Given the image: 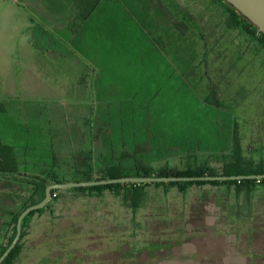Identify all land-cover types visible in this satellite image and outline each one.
Returning a JSON list of instances; mask_svg holds the SVG:
<instances>
[{"label":"rangeland","instance_id":"rangeland-1","mask_svg":"<svg viewBox=\"0 0 264 264\" xmlns=\"http://www.w3.org/2000/svg\"><path fill=\"white\" fill-rule=\"evenodd\" d=\"M212 7L211 14L200 13L217 21L220 11ZM25 14L16 0H0V137L28 145L35 156L25 157L34 163H49L46 154L57 151L66 176L72 154L86 147L97 167H127L137 155L155 168L181 169L195 161L220 168L221 153L233 150L234 126L242 154L264 160L263 49L228 73L195 76L188 73L189 56L175 61L149 43L147 53L136 44L128 51L127 34L123 42L117 35L112 52L104 36L98 47L79 41L81 17L58 28L35 21L31 30L41 25L51 35L29 42ZM236 33L240 30L229 32L228 39ZM156 36L147 35L150 42ZM182 44L188 51L195 47L192 39ZM233 57L229 61H236ZM227 62L223 58L219 67ZM198 98L213 104L199 105ZM30 163L21 167L30 172ZM208 190L198 201L194 191L150 187L136 213L108 191L59 199L29 217L22 251L12 264H264V185L247 202L255 223L228 211L231 196L218 203L222 198ZM189 201L197 216L192 225L180 220L179 210ZM176 211L177 219L171 218Z\"/></svg>","mask_w":264,"mask_h":264},{"label":"trees","instance_id":"trees-1","mask_svg":"<svg viewBox=\"0 0 264 264\" xmlns=\"http://www.w3.org/2000/svg\"><path fill=\"white\" fill-rule=\"evenodd\" d=\"M74 4L78 0H72ZM81 1V0H80ZM226 14V25L231 28H238L257 40L264 49V32L260 31L253 23H251L239 11L233 8L225 0H217ZM216 1V2H217ZM84 3L83 1H81ZM93 0H90V7L84 13H81L82 8L74 7L76 13L75 19L79 14H87L92 6ZM217 2V3H218ZM86 7V3H84ZM85 18V17H84ZM39 26V27H38ZM38 30H31L29 42L46 41L50 33L41 25H36ZM52 39V38H51ZM34 48L37 46H33ZM235 123V122H234ZM96 135V134H95ZM94 135V136H95ZM232 148L230 152H222V163L220 168H215L208 163L188 162L184 168H176L169 165H161L157 168L153 167L150 161L135 155L130 166H122L118 163H109L106 166L97 167L95 163L94 153L91 148H80L72 154L71 170L64 176L59 169L57 151H51L46 154L47 161L42 164L34 163L30 160V164L34 165V169L30 172L27 167H21L22 164H29L28 155L35 156V153H28V145L20 144L13 145L5 142L0 137V226H4L3 242L0 243V254L8 246L15 235L16 220L19 213L27 206L40 201L45 194V187L49 183L65 182V181H86L94 179H108L121 176H151V175H176V176H200V175H233V174H262L264 173V160L254 159L242 154L240 138L237 134V127L232 130ZM32 151V149H31ZM51 153V154H50ZM187 157L190 153H184ZM38 165V166H37ZM264 185V178H242L228 180H178V181H154V182H115L109 184H95L87 186H74L64 188H54L51 191V196L45 205L27 213L22 220V229L18 242L8 253L5 259L0 264H12L14 259L18 257L22 251V237L25 234V228L28 226V219L35 212H41L47 208L50 209L51 204H55L60 200H69L73 196H92L101 195L105 191L119 196L126 207L131 209L132 213L143 206L147 195V189L150 187L160 188L164 193L171 188H175L176 192L186 194L188 191H194L197 200L203 201L206 196V189L211 192L218 203H224L232 197L233 204L228 203V211L238 214L243 220L250 219L253 223V217L250 216V210L247 208V202L250 197L259 190L260 186ZM221 192V194H219ZM70 196H67V195ZM222 195V196H221ZM200 196V197H199ZM243 197V199H241ZM241 199V200H240ZM242 200L244 202L242 203ZM64 201V200H63ZM191 202V203H190ZM192 201L183 206L179 212L183 214L180 219L181 223L192 225V219L197 218L192 211ZM235 205H238V209ZM225 204L221 205L220 209L225 208ZM246 209V210H245ZM176 211L173 219H177ZM50 213H53L50 211ZM201 213V211H198ZM197 214V213H196ZM251 222V223H252ZM195 225V224H194ZM1 230V231H2ZM0 231V232H1Z\"/></svg>","mask_w":264,"mask_h":264},{"label":"crops","instance_id":"crops-1","mask_svg":"<svg viewBox=\"0 0 264 264\" xmlns=\"http://www.w3.org/2000/svg\"><path fill=\"white\" fill-rule=\"evenodd\" d=\"M16 1L26 11L24 23L29 30H31L35 21H40L46 28L48 26H52L53 28L67 26L68 20L76 15L74 5L77 9L82 8L79 10L81 13H84L90 7V0H81L86 3V7H83L85 5L80 0L76 4L72 0ZM179 1L93 0L87 14L78 13L77 15L83 19L79 31H83L84 34L79 33V41L88 42L91 40L98 47L100 44L97 45V42L101 43L103 41L102 36H104L105 39L107 38V46L109 43L108 48L112 52L116 49L117 35H120L123 42L125 34H127L129 37H127L128 41L125 42H128V46L125 49H128V51L132 45L135 46L136 44L143 45L141 51L145 50L144 52L147 53L149 43L156 51L167 50L170 57L175 59V61L176 57L189 56L186 58L187 65L190 66L187 67L188 73L195 76H199L200 74L198 73H201V76H205L210 72L217 74L222 71L225 74L230 71V66L234 70L235 65L239 61L247 63L251 60V56L261 54L263 48L257 40L238 28H231L226 25V14L219 3L214 0H210L209 2H198L195 0ZM119 2L121 4L120 7ZM214 5L220 11V17L217 21L212 17H205V13H200L201 10H206V13L211 14L212 6ZM206 6L208 8H204ZM180 7L184 9L182 13L179 12L181 10ZM135 14L140 17V20L136 18ZM201 18H203L202 23L199 22ZM103 27H106V30L102 34ZM236 30H240V33H236L237 35L234 34L236 36L233 35L228 39V33ZM150 32L157 33L156 39H152L153 42H150L147 37ZM132 33L135 34L133 35ZM223 35L225 37L221 39L220 37H223ZM189 39H192L193 45L195 44L192 51L182 48V42ZM233 54V58L237 62L229 61L230 56ZM223 58L228 59L225 69L219 67L220 64L223 65ZM175 69L178 71L177 68ZM178 72L180 76V71ZM184 82L185 78H181V84H185ZM187 89L189 90V88ZM197 100L199 105H202L201 102L205 105L213 104V102H209L206 98H198ZM12 144L14 145V143ZM28 162H30V159ZM1 242H3V230L0 232Z\"/></svg>","mask_w":264,"mask_h":264},{"label":"water","instance_id":"water-1","mask_svg":"<svg viewBox=\"0 0 264 264\" xmlns=\"http://www.w3.org/2000/svg\"><path fill=\"white\" fill-rule=\"evenodd\" d=\"M233 8L245 16L251 23H253L260 31L264 32V0H225ZM264 178L262 174H233V175H200V176H176V175H151V176H121L108 179H94L86 181H65L49 183L45 187L44 197L24 208L18 215L16 220V231L13 239L0 254V263L5 259L8 253L12 250L18 242L21 229L22 220L24 216L32 210L38 209L46 204L51 196V191L54 188L87 186L95 184H109L115 182H154V181H178V180H228V179H242V178Z\"/></svg>","mask_w":264,"mask_h":264}]
</instances>
